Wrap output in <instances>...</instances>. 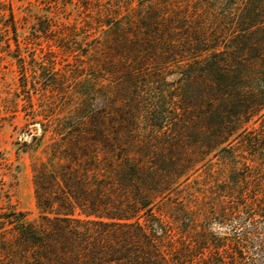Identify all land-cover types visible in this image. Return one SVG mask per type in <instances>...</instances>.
<instances>
[{
    "label": "rangeland",
    "instance_id": "rangeland-1",
    "mask_svg": "<svg viewBox=\"0 0 264 264\" xmlns=\"http://www.w3.org/2000/svg\"><path fill=\"white\" fill-rule=\"evenodd\" d=\"M248 1L0 0V264L36 263L9 216L53 232L47 210L97 180L114 204L145 197L170 253L223 259L227 187L264 183L241 145L264 119Z\"/></svg>",
    "mask_w": 264,
    "mask_h": 264
},
{
    "label": "trees",
    "instance_id": "trees-1",
    "mask_svg": "<svg viewBox=\"0 0 264 264\" xmlns=\"http://www.w3.org/2000/svg\"><path fill=\"white\" fill-rule=\"evenodd\" d=\"M248 5L259 6L256 17L264 30V0H249ZM46 87L44 89L55 88L53 84ZM260 95L264 96V91ZM256 105L262 108L264 101ZM241 136V145L261 166L264 119L255 132ZM258 171L262 173L260 167ZM101 181L97 180L95 185L97 195L83 192L82 188H69L64 192L66 206L55 213L47 210L54 218L46 219L54 222L57 231H41L28 223L23 214L7 218L19 242L37 252L35 264L193 263L188 259L193 249L191 243H183L176 254L170 253L166 247L171 243L170 236L145 197L139 194L133 201L114 204L109 196L101 193L104 188ZM226 190L221 215L225 222L234 224L238 219V223L231 228L232 234H226L215 247L214 256L224 260L218 258L216 262L212 256L209 264L226 261L228 264H264V183L258 182L249 188L242 182ZM80 195L89 203L88 210L81 204Z\"/></svg>",
    "mask_w": 264,
    "mask_h": 264
}]
</instances>
